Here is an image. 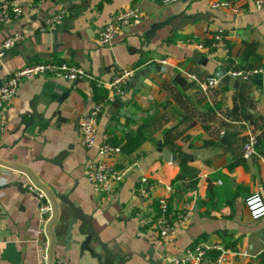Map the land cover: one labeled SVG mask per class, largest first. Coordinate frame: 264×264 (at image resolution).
<instances>
[{
    "label": "crops",
    "instance_id": "1",
    "mask_svg": "<svg viewBox=\"0 0 264 264\" xmlns=\"http://www.w3.org/2000/svg\"><path fill=\"white\" fill-rule=\"evenodd\" d=\"M210 1L15 0L21 12L0 26V40L13 31L21 38L0 57V81L24 63L46 59L79 65L87 75L75 84L74 79L50 74L23 79L1 111L6 126L0 135V264H53L57 256L67 264H115L97 244L98 258L86 249L80 251L75 241L66 245L71 215L66 198L91 215L100 240L124 264H170L167 256L193 242H222L217 232L222 228L237 238L234 248L248 253L239 258L228 255L229 264H247L264 252V214L251 218L243 201L251 192L264 201V70L246 80L223 75L208 90L186 77L191 72L203 79L218 68L264 69V8H251V0L213 8ZM125 6H135L138 16L109 44H96L108 16ZM60 8L67 13L61 22L41 29L46 16ZM156 22L161 23L149 33ZM219 26L224 47L211 46ZM124 67L132 68L124 93L105 105L96 124L97 142L119 140L115 163L126 168L113 193L105 195L94 191L84 176L94 149L82 146L76 122L107 91L95 81H106ZM175 74L185 78L183 88L173 80ZM30 105L43 112L44 122L29 117ZM244 121L256 135L250 156L242 154ZM225 128L229 138L221 142ZM179 161L197 176L185 202L182 195L172 198V187L165 190ZM215 170L229 177L232 212L222 201L215 206L196 201V196L206 200L208 181L221 184V177L210 176ZM141 175L153 184L147 204L134 199ZM27 179L43 187L52 205L44 262L38 250L45 234L39 231L37 200L24 189ZM11 180H21L22 185L8 184ZM161 193L170 204L186 203L188 211L183 223L174 219L176 233L167 242L160 241L129 207L135 202L153 211L152 200Z\"/></svg>",
    "mask_w": 264,
    "mask_h": 264
},
{
    "label": "built area",
    "instance_id": "2",
    "mask_svg": "<svg viewBox=\"0 0 264 264\" xmlns=\"http://www.w3.org/2000/svg\"><path fill=\"white\" fill-rule=\"evenodd\" d=\"M161 3H167L173 0H159ZM210 7L231 6L232 0H212L208 4ZM251 8H264V0H251ZM21 12L20 7L15 0H0V26L7 24L10 19ZM66 10L60 8L49 14L44 19L41 29H53L61 22L66 15ZM138 16V10L135 6H125L111 13L106 21L102 24L97 32L95 41L98 45L109 44L115 37L118 30ZM21 38L19 31H13L0 40V57L3 53L13 47ZM225 36L222 28L219 26L212 34L211 46L224 47ZM165 61V60H162ZM261 65L250 68L229 67L226 69H215L212 73L199 79L194 73L187 72L186 77L195 81L202 90H208L215 87L223 75L242 80L263 72ZM50 74L53 76L63 77L66 79H76L87 75L86 70L76 64L68 63L63 60H38L24 63L10 72H8L0 81V135L6 126V118L2 115L4 105L15 95L19 83L26 78ZM132 75V68L124 67L118 70L110 79L106 81H95V85H104L107 91L96 99L91 106L77 119L76 129L79 141L85 148H93V157L88 159L84 166V176L92 183L93 190L97 193L110 195L113 193L115 186L120 182L126 172V168L118 167L115 163V156L120 153L119 144L109 141H96V124L98 115L105 105L117 96L124 93V86ZM264 94V88H262ZM244 124L245 138L242 142L243 156H250L254 153L256 143L255 133L248 127L247 122ZM240 123V124H241ZM153 184L145 175L138 178V184L135 188L134 199L136 201L144 200L148 203L152 192ZM24 189L33 194L37 200V215L39 221V231L45 234L42 247L38 250L40 260L46 259L45 247L46 226L51 223L52 205L50 198L39 184L27 179L24 183ZM166 191H171V186H165ZM176 199H179L177 197ZM157 211L154 214L151 206H139L131 202L129 207L134 216L144 225L156 233L157 238L162 242H167L175 236L176 226L174 220L170 218V200L164 193L155 196ZM251 218H257L264 214V201L257 192H252L244 200ZM186 203L181 204L180 211L176 218L181 223L187 217ZM228 255L234 258L247 256L245 248H234L226 246L218 241H201L192 246H187L177 254L167 256L170 264H229ZM53 264H67L66 260L61 257H54Z\"/></svg>",
    "mask_w": 264,
    "mask_h": 264
},
{
    "label": "trees",
    "instance_id": "3",
    "mask_svg": "<svg viewBox=\"0 0 264 264\" xmlns=\"http://www.w3.org/2000/svg\"><path fill=\"white\" fill-rule=\"evenodd\" d=\"M250 67H253V66H246V67H241V68H250ZM257 75L258 74H256V76ZM106 141H109L114 144L119 142L117 138L116 139L109 138ZM256 146L257 145L255 143L254 152H255ZM178 166H179L178 172L175 174L173 178H171V181H170L171 187L173 188L172 198L176 199L179 195H182V202H185L191 198V194H189V192L194 189L196 181H197V176L188 171V167L184 162L179 161ZM210 176H212L213 178L221 177V184H211V182L208 181L207 186H206V191H205L206 200L200 201L199 198L196 196V201L201 202L207 206H209L212 203H213V206H215L216 202L222 201L228 206L229 210L232 212V206L231 204H229L228 198L234 195V190L231 187L229 177L226 174H224L221 170H215L214 172L210 174ZM251 193L246 194L243 197V200L247 196H249ZM151 204H152V208L154 211L153 215H155V212L157 211L156 200L153 199ZM180 209H181V205L179 206L177 204V201H175L174 204L173 203L170 204V212H171L170 218L172 220L176 218L175 216L180 211ZM217 232L221 238L222 244L226 246H231V247L234 246L235 242L237 241V238H232L230 232L227 231V229H224V228L218 229ZM194 244L195 242L191 243L189 246H192ZM247 264H264V252H260L256 257V260L247 261Z\"/></svg>",
    "mask_w": 264,
    "mask_h": 264
},
{
    "label": "water",
    "instance_id": "4",
    "mask_svg": "<svg viewBox=\"0 0 264 264\" xmlns=\"http://www.w3.org/2000/svg\"><path fill=\"white\" fill-rule=\"evenodd\" d=\"M160 23L161 22H156L151 24L148 32L151 33L156 27H158ZM78 80H79L78 78L74 79L72 81V84H75ZM173 80L176 81L182 88L186 84L185 78L179 74H175ZM30 108L31 111L29 112V117H35L37 120L41 122H44L46 120V118L43 115V112L36 111L32 105H30ZM228 138H229V129L225 128L222 131L219 140L221 142H225L226 140H228ZM162 153L166 154L164 150H162ZM8 184H14L17 185V187H20L22 185V181L11 180ZM64 202L71 213L65 228L66 245H68L70 241H75L78 243L80 251L86 249L89 251L91 255H95L98 258V255L94 250V244H97L110 261H114L115 264H124V259L122 257L119 258L118 256H114L113 254H111L110 251L106 248L104 242L100 240L97 232L95 231L94 227L90 222L91 215L83 212L79 205L74 204L72 201L68 200L67 198L64 199ZM52 220L53 217L51 218V222Z\"/></svg>",
    "mask_w": 264,
    "mask_h": 264
}]
</instances>
